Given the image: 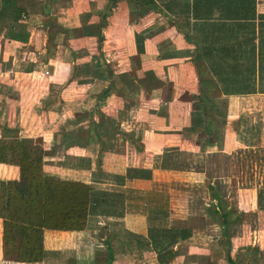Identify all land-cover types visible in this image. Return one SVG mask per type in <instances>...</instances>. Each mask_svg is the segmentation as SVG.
I'll return each instance as SVG.
<instances>
[{
	"label": "crops",
	"instance_id": "obj_1",
	"mask_svg": "<svg viewBox=\"0 0 264 264\" xmlns=\"http://www.w3.org/2000/svg\"><path fill=\"white\" fill-rule=\"evenodd\" d=\"M58 1L10 0L5 14L0 15V126L6 124L16 128L19 136L39 139L45 151L43 170L91 184L95 200L84 230H44L46 256L42 262L4 258L0 224V264H109V253L111 264H159V250L152 246L150 233L160 227L191 230L189 238L166 248L173 254L164 259L166 264H229L226 250L217 242L231 236L228 230L234 224L228 225L224 236L215 215H207L208 204L216 203L208 185H213L230 214H252L254 218L249 219L255 222L264 209L259 207L264 205V182L252 181L254 175L264 179V89L238 90L231 84V79L250 75L252 71L246 68H218L216 77L209 68L217 62H246L247 56L234 51L218 59L206 56L199 50L202 41L192 21L177 10L171 12L181 17L178 22L171 23L169 16L162 14L169 23H159L161 14L153 13V26L143 31L142 26L148 25L132 22L127 1L119 0L107 25L99 27L96 34L92 27L99 22L97 14L106 0H66L61 7ZM2 6L0 0V13ZM255 11L264 12L256 0ZM173 22L188 32L191 42ZM254 29L253 72L258 83L264 69L259 68L263 59L257 53V20ZM137 35L148 42L146 49L140 54L136 47V53L130 50L134 53L127 56L139 61L130 59L133 66L124 73L151 76L148 83L158 84L148 93L134 90L127 94L125 85L99 80L107 72L108 49L114 47L115 53L119 52L118 57H112L117 63L122 51L129 50L128 43L135 46ZM248 45L241 43L242 48ZM94 65L102 76L77 81L75 74L81 67ZM208 75L213 77L211 84L205 81ZM217 77L225 78V84ZM63 82L66 84L60 86L56 102L51 99V86ZM222 87L225 95L220 92ZM200 91L208 98L209 122L219 133L203 144L196 143V134H185L190 130L195 133L205 124L198 105ZM93 94L95 103L87 105ZM73 105L80 108L69 113ZM81 113L87 115L77 119ZM91 118L97 136L91 132L87 142ZM246 151L256 155L243 154ZM1 167L18 172L14 165L0 163ZM238 174L241 182L234 184ZM193 188L203 193H191ZM195 204L198 209L192 208ZM207 219L212 223L208 230ZM237 250L231 248L230 252L235 264H258L254 256L238 263Z\"/></svg>",
	"mask_w": 264,
	"mask_h": 264
},
{
	"label": "trees",
	"instance_id": "obj_2",
	"mask_svg": "<svg viewBox=\"0 0 264 264\" xmlns=\"http://www.w3.org/2000/svg\"><path fill=\"white\" fill-rule=\"evenodd\" d=\"M122 1H127L132 22H143L147 15L154 12L152 8L156 7L155 0ZM117 2L119 0H106L103 11L97 14L99 22L93 27L91 26L95 30L94 33L97 34L99 27L102 28L107 25V18L117 9ZM10 4V0H3L4 6H2L0 15L5 14L4 10ZM181 5L183 7L181 12L183 15L185 14L187 20L192 21L193 27L200 34L202 44L199 50L203 54L206 56L209 54L214 55L218 59L223 57L226 52L234 51L238 55L244 53L248 58L246 62H217L215 67L211 65L209 68L210 74L216 77L218 68L223 70L224 68H246L247 71H252L250 75L231 79V84L237 87L238 90L254 91L264 89V75L259 76L258 83H256L253 72L256 51L254 23L256 20L260 25L257 53L263 59L259 62V68L264 69V12L256 13L255 0H185ZM170 10V7L167 8V11ZM168 19L172 23V17ZM173 24L179 32L183 33L185 40L191 42L188 32L178 26L176 22H173ZM62 32L67 31L63 29ZM102 39V35H99V42H102ZM242 42L249 45L242 48ZM135 45L137 52H142L144 50V37L137 35ZM99 47L101 48V44H99ZM200 56L201 53H197V57ZM133 76L130 78L134 82L138 80L135 83L141 88V84L146 86V83L151 79V76L143 78ZM212 76H206L205 81L207 84L213 82ZM217 80L225 84V78L217 77ZM220 92L226 94L223 87ZM198 105L203 112L205 124L200 128H196V143L203 144L215 139L219 133H217V130H213L215 127L209 122L210 118L207 111L209 102L206 94L202 91L198 95ZM89 127L87 142L90 135L97 136L93 118L89 119ZM0 128V163L17 166L21 177L20 182L11 179H0V222L3 256L9 258L11 254H15V260L20 263L42 262L46 256L43 245L44 230H84L87 226V214L91 202L95 200V189L91 184L82 181L64 179L46 173L43 170L45 151L41 141L38 142L37 139L19 136L16 128H11L6 124L1 125ZM63 136H65V132H63ZM148 175L146 176L148 177ZM208 189L211 192V198L216 203H209L206 213L207 215H215L216 220L222 227V234L227 236L226 229L234 219L231 217L230 212L224 209L222 199L214 191L213 185L209 184ZM152 229L150 239L152 246L159 250V264H166L164 259L173 257V254L166 248L178 240H184L191 236L189 228L160 227ZM226 250L227 261L229 264H235L230 256V248L227 247ZM111 262L112 253H109V264Z\"/></svg>",
	"mask_w": 264,
	"mask_h": 264
},
{
	"label": "rangeland",
	"instance_id": "obj_3",
	"mask_svg": "<svg viewBox=\"0 0 264 264\" xmlns=\"http://www.w3.org/2000/svg\"><path fill=\"white\" fill-rule=\"evenodd\" d=\"M184 1L185 0H155L156 7L152 8V9H154V12H152V15L150 13L149 14L150 16H148L147 18L143 19L144 20L143 23H146L148 25V26H142L143 27V31L151 29L150 25L153 26V22L155 20V18H154L155 14H153V13L161 14V15H159L161 17H157L159 20H161V21H159V23L162 22V21H166L167 23L170 22V21L168 22L163 17L162 14H164L165 16L172 17V19L174 21L178 22V20H180L181 17L176 15V14H174V13H172L171 10H177V11L181 12V9L183 8L181 3H183ZM68 2H72V1L68 0ZM65 3H66V0H59L58 1L59 7L63 6ZM169 7H170L171 10L167 11V8H169ZM137 23H139V21ZM150 32H151V30H150ZM147 43H146V39L144 38V45H143L144 50L143 51H145ZM135 47H136V45L132 46V45H130L128 43L127 48L129 50L122 51V53L120 55L121 59H119V61L117 63L114 62V60H112V57H115V56L118 57L119 56V52L117 51L115 53L114 47H112L111 49H108L107 54L110 55V58H108V61H107V62H109V64L106 63L107 72L104 71V74H103L104 76H102L101 73L99 74V72L96 69L95 65L92 66V68H90V69H85V68L81 67L80 68L81 70L79 69L80 71L78 72V74H75L76 77H77V81H86V80L89 79L90 76H92L93 78L94 77L96 78V76H98V78L100 76H102V77H100L99 81H103L104 80V82H107V81L111 82V80H113L119 86L125 85L127 94H131L134 90H137L138 92L140 90H143V92L148 93L151 90L152 86L154 85L153 88H156L157 87L156 85L158 83L154 82L153 84H151V83H146L145 82L147 84V90H148L147 91L146 88H145V84H141L142 88L141 87H135V84H136L135 82H137L138 80H135V82H134L132 80V78H130V77H134L133 76V75H135V74H133L134 72L131 73L129 71L128 73H124V70L126 71V69H130L133 66V64H132L133 62L137 63L139 61L138 58H136V56L135 57L133 56L134 57V61L132 62L131 60H132L133 57L127 56V55H130V53H132V52L134 53V51L136 53V49L137 48L135 49ZM130 50H134V51H130ZM79 53H81V51H79ZM140 53L141 52H137V54H140ZM137 65L139 66V64H137ZM115 71L116 72L122 71V73L116 74ZM109 72H111V73H109ZM73 74H74V72H73ZM93 75H95V76H93ZM123 77H125V78H123ZM46 82H48V81H46ZM142 83H144V82H142ZM160 83H161V81H160ZM65 84H66V82H63L61 84H56L54 86H51V89H52V92H53L52 95H51V97H52L51 99L55 100L56 102L58 101V98H57L58 93L57 92H59L60 86L65 85ZM91 85H93V84H91ZM78 86L83 87V86H85V84H80ZM119 86H117V87H119ZM123 95H124V93H123ZM90 96H91V98H89V102H88L87 105H90L91 101H92V103H95L94 94L90 95ZM79 108H80V105H73L72 108L68 112L70 113L71 111H75V110H77ZM154 114H155V112H154ZM78 115H81V116L80 117L77 116V119L81 118L82 116L85 117L87 114L84 115V113L83 114L81 113V114H78ZM66 128H67L66 125H65V127L62 126L63 130H65ZM185 134L186 135L188 134V136H193L195 133H194L193 130H190V132H186ZM37 140H38V142H40L39 139H37ZM243 154H247L248 156H250V154L252 156L256 155L255 153H248L247 151L245 153H243ZM263 156H264V154H263ZM221 164L224 165V162H222ZM248 164H254V161L248 160ZM240 176L241 175L238 174V177L235 176L233 178L234 184H236V182H241ZM1 177H3V178L8 177L9 179H13L15 177L14 178L15 181H17V182L21 181L20 175H18L17 170L13 169V167H10V168L9 167H7V168L1 167L0 168V178ZM252 181L253 182H256V181L264 182V179L262 180L261 178H259L258 175H254V179ZM219 187H220V185H219ZM220 188L224 189L223 186H221ZM190 192L191 193H198V194L203 193L202 190H200L199 188H197V189L193 188ZM232 192H234V189L232 190ZM263 206L264 205H261L259 207L261 208ZM192 208L198 209V205L197 204L192 205ZM224 208H226V206ZM231 215H232L231 217H233V219H234V221L232 222V224H234L233 227H230V229L228 230L229 232L232 231V232H230L231 236H229V237H220V239L218 241L217 240V236H216V234H217V230H216V232L214 234L216 242L218 241L217 243L219 244V246L222 245L221 247L222 248L224 247L223 250H226L227 247L230 248V252H231V248L234 249V251L238 248L237 256H239V258H240L238 263H241L244 257H248V256L252 257V256H254V257H256V263L264 264V209L259 211L258 216L255 218V222L253 220L249 219V218H252V219L254 218V217H252V214L251 215H245V213L240 212V213H236V214L233 213ZM210 219H212V218H210ZM241 221H243V222H241ZM206 222H207L206 226H208V228H205V229L208 230V229H210L209 225L212 224V223H210L208 219L204 222V224ZM0 224H1V222H0ZM215 224L217 225V222H215ZM212 227H214V226H212ZM244 230L251 231L252 233L251 234L248 233L246 235V234L242 233V232H244ZM210 231L212 232L214 230H210ZM242 234H244L246 236H242ZM233 235H236L237 237L233 236ZM231 239H232V244H231ZM229 242H230V245L228 246ZM1 245H0V247H1ZM255 245L258 246V249L256 248ZM2 252H3V250H2ZM226 253H227V250H226ZM15 257H16L15 254H11L9 256V258H12V259H14Z\"/></svg>",
	"mask_w": 264,
	"mask_h": 264
},
{
	"label": "built area",
	"instance_id": "obj_4",
	"mask_svg": "<svg viewBox=\"0 0 264 264\" xmlns=\"http://www.w3.org/2000/svg\"><path fill=\"white\" fill-rule=\"evenodd\" d=\"M256 6L258 8H264V0H256Z\"/></svg>",
	"mask_w": 264,
	"mask_h": 264
}]
</instances>
